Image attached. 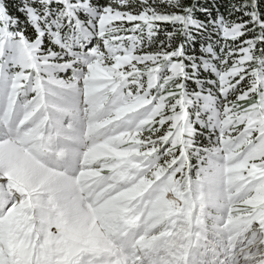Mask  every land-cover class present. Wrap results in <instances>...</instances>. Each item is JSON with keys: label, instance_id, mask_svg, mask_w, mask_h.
<instances>
[{"label": "snow or ice", "instance_id": "snow-or-ice-1", "mask_svg": "<svg viewBox=\"0 0 264 264\" xmlns=\"http://www.w3.org/2000/svg\"><path fill=\"white\" fill-rule=\"evenodd\" d=\"M0 0V264H264V0Z\"/></svg>", "mask_w": 264, "mask_h": 264}, {"label": "trees", "instance_id": "trees-1", "mask_svg": "<svg viewBox=\"0 0 264 264\" xmlns=\"http://www.w3.org/2000/svg\"><path fill=\"white\" fill-rule=\"evenodd\" d=\"M18 3V0H10V10L15 15H19V13L15 12V4Z\"/></svg>", "mask_w": 264, "mask_h": 264}]
</instances>
